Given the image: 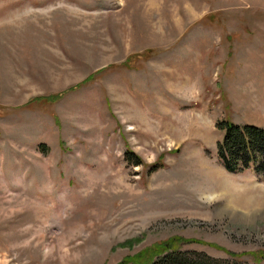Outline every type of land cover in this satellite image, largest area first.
I'll use <instances>...</instances> for the list:
<instances>
[{
	"label": "rangeland",
	"instance_id": "rangeland-1",
	"mask_svg": "<svg viewBox=\"0 0 264 264\" xmlns=\"http://www.w3.org/2000/svg\"><path fill=\"white\" fill-rule=\"evenodd\" d=\"M225 120L264 129V0H0V264H264Z\"/></svg>",
	"mask_w": 264,
	"mask_h": 264
},
{
	"label": "trees",
	"instance_id": "trees-1",
	"mask_svg": "<svg viewBox=\"0 0 264 264\" xmlns=\"http://www.w3.org/2000/svg\"><path fill=\"white\" fill-rule=\"evenodd\" d=\"M223 132L217 143V156L224 169L229 173H239L254 168L257 173L264 171V129L251 125L239 126L225 120L217 123ZM163 245L164 249L157 259L148 264H182L186 261L177 249ZM205 259V257H203ZM192 264H206L195 261Z\"/></svg>",
	"mask_w": 264,
	"mask_h": 264
},
{
	"label": "bare ground",
	"instance_id": "bare-ground-1",
	"mask_svg": "<svg viewBox=\"0 0 264 264\" xmlns=\"http://www.w3.org/2000/svg\"><path fill=\"white\" fill-rule=\"evenodd\" d=\"M214 195H213V193H210V197L212 198Z\"/></svg>",
	"mask_w": 264,
	"mask_h": 264
}]
</instances>
